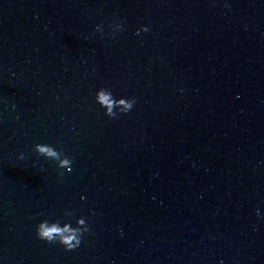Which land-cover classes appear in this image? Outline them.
Wrapping results in <instances>:
<instances>
[{
  "label": "water",
  "instance_id": "95a60500",
  "mask_svg": "<svg viewBox=\"0 0 264 264\" xmlns=\"http://www.w3.org/2000/svg\"><path fill=\"white\" fill-rule=\"evenodd\" d=\"M224 4L0 0V264H264V0ZM65 208L70 251L34 231Z\"/></svg>",
  "mask_w": 264,
  "mask_h": 264
},
{
  "label": "clouds",
  "instance_id": "9594fccd",
  "mask_svg": "<svg viewBox=\"0 0 264 264\" xmlns=\"http://www.w3.org/2000/svg\"><path fill=\"white\" fill-rule=\"evenodd\" d=\"M225 7L228 6L225 0ZM98 25V24H97ZM96 25V31L97 30ZM110 32L115 35L124 30L123 22L119 19L109 22ZM149 31L148 25H140L136 33ZM103 34V30L99 31ZM93 103L103 110V114L109 118H116L121 114H127L136 103L135 96L116 95L113 89L106 84H100L93 92ZM32 151L38 155L55 162L60 174L64 171L71 172L74 158L68 155L64 148L58 144L49 142H37L32 146ZM24 153H18V159L24 158ZM84 197L82 196L81 199ZM260 216V209L256 210ZM90 224L84 215H77L73 208H65L62 214L56 217L44 216L34 225L35 235L38 239L49 244H59L65 251H70L80 246L85 234L90 232ZM222 264V262H221Z\"/></svg>",
  "mask_w": 264,
  "mask_h": 264
}]
</instances>
